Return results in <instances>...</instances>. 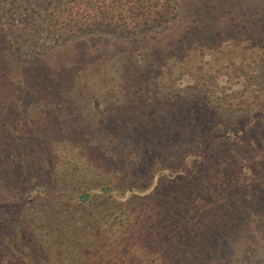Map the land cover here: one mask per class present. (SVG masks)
<instances>
[{"label":"trees","instance_id":"16d2710c","mask_svg":"<svg viewBox=\"0 0 264 264\" xmlns=\"http://www.w3.org/2000/svg\"><path fill=\"white\" fill-rule=\"evenodd\" d=\"M189 2L0 0V264L261 263L264 0Z\"/></svg>","mask_w":264,"mask_h":264},{"label":"rangeland","instance_id":"374dc122","mask_svg":"<svg viewBox=\"0 0 264 264\" xmlns=\"http://www.w3.org/2000/svg\"><path fill=\"white\" fill-rule=\"evenodd\" d=\"M191 0H180L181 6L179 8L180 16L183 19V22L180 20L177 23L179 24L178 29L175 31L174 35L170 36L168 40H175L178 36H180L186 29V25L189 27L193 24V20L197 18V15L189 13V10L192 9V6L190 5ZM191 11V10H190ZM182 25V26H180ZM256 119V115H253L251 118H249L246 122H242L238 128V132L233 135V137H242L243 134L246 132L247 128L250 126L251 123L254 122ZM225 137V134H220L212 139L208 140L202 147V154L200 157L195 159H190L187 162L186 170L181 175L184 176H190L191 175V164L195 162L204 161L207 158L208 155V149L209 147L218 139H221ZM159 178V177H158ZM158 178L155 180V183H157ZM122 235H124L123 243L119 244V241H116L115 237L107 239H103L100 244V252L97 256H93L89 262L90 264H157V258L156 255H152L144 248H140V245L137 242L138 236H135V240L130 238L129 236H134L136 233H139V229L133 234H130L123 230ZM107 236H112V234H107ZM126 238V239H125ZM135 241V244H132ZM128 242L131 244L129 245ZM239 244L237 245V248H233L235 250L234 254L230 251L227 259L225 260V263L227 264H245V260L241 259L240 252L243 248H247V251L252 252L255 248L254 244L247 247L248 239L246 237L239 238ZM98 249V248H96ZM250 249V250H249ZM263 250V251H262ZM262 255L260 257L256 256L254 260L260 261V264H264V246L261 249ZM103 254H106V256H103ZM220 264V262H217ZM253 264V263H252Z\"/></svg>","mask_w":264,"mask_h":264}]
</instances>
